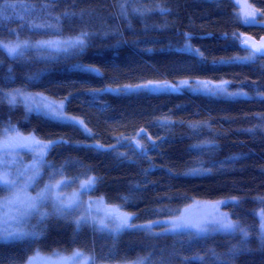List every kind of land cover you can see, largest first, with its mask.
I'll return each mask as SVG.
<instances>
[{
    "label": "trees",
    "instance_id": "obj_1",
    "mask_svg": "<svg viewBox=\"0 0 264 264\" xmlns=\"http://www.w3.org/2000/svg\"><path fill=\"white\" fill-rule=\"evenodd\" d=\"M246 1L255 9L264 8V3L257 0ZM9 2L17 3V0ZM20 2L33 3L36 8L15 7L7 15L25 17L36 23H53L48 12L55 17L66 10L95 11L84 14V23L79 17L63 20V35L56 34L54 29L48 30V34L40 30L33 35L22 29L18 20L11 19L0 25V40L14 41L16 37L10 34L13 29L22 33L21 39L33 41L74 36L84 27L98 34L119 31L95 36L83 54L61 53L51 59H41L30 50L27 60H14L0 51V88L21 89L63 100L65 112L82 120L94 139L79 128L46 120L35 112L25 118L22 104L12 108L7 102L0 103V125L11 122L20 134H35L44 142L59 138L69 141L48 153L49 162L57 166L69 158L82 162L87 167L65 169V177L81 174V180L87 178L83 173L90 167L88 175L101 178L90 195L135 217L131 223L141 225L175 218L196 200L212 202L236 197L240 199L239 205L225 206V209L247 229L249 237L245 242L239 233H213L189 247L182 246L172 233L154 236L140 229L126 230L115 238L107 232H93L91 228L76 233L71 220L50 217L47 231L37 244L31 247L25 242L0 245L3 264H9L10 256L17 258L15 264H25L37 249L46 253L81 250L95 256L96 263L109 264L141 257L148 258L146 264H159L162 256L169 264H181L174 252L204 256L208 249H213L228 264H264V247L258 235L260 219L253 214L264 210V203L258 199L264 198V99L256 95L257 92L264 94V58H257L253 63L226 62L249 53L222 38L224 33L259 38L264 35V27L242 26L232 16L238 9L228 4L218 6L212 0H136L126 5L129 9L126 18L121 15L120 0L62 2L48 12L40 7V0ZM157 4L171 11L165 14L152 11L146 15L131 11L132 8L154 9ZM184 33L191 35L190 41H185ZM185 43L199 49L206 62L185 51ZM78 64L95 66L101 75L77 70ZM9 69L12 80H7ZM182 79L227 81L229 89L245 91L249 96L225 98L189 91L140 90L127 94L89 91ZM165 119L172 123L163 124ZM142 129L159 144L157 150L149 151L147 159L132 145L118 143L122 137L134 138L150 148L148 140L139 134ZM161 138L165 139L161 141ZM97 143L116 148L102 151L86 147ZM200 144L207 146L203 150L192 147ZM118 153L126 154L127 158ZM24 157L25 162L32 159L31 154ZM201 162L212 169L211 174L182 175ZM47 182L45 177L44 183ZM155 232L163 233L164 229L158 226ZM233 247L239 251L230 255L229 249Z\"/></svg>",
    "mask_w": 264,
    "mask_h": 264
},
{
    "label": "snow or ice",
    "instance_id": "obj_2",
    "mask_svg": "<svg viewBox=\"0 0 264 264\" xmlns=\"http://www.w3.org/2000/svg\"><path fill=\"white\" fill-rule=\"evenodd\" d=\"M62 2L75 4L76 0H40V7L45 12H48L53 5ZM81 2H84V0H81ZM135 2L136 0H120V11L123 17L126 18L128 15L129 9L126 5ZM212 2L218 6L228 4L234 9H239V11H233L232 16L238 19L242 26L264 27V23H261V21L257 19V16L264 19V8L252 9L247 5L241 7L240 0H212ZM257 3H264V0H257ZM21 6L29 9L36 8V5L33 3L21 4L20 0H17V3H10L9 0H3V3H0V25L11 19H16L20 22L22 29L33 35L39 34L40 30H44V34H48V30L53 29L56 34L63 35L61 29L63 20L70 21L73 17H79L81 23H84V14L86 12L91 14L95 11L94 9H82L78 13L76 11L66 10L55 17H51V13L48 12L49 17L54 21L53 23H36L34 20L25 19V17H10L7 15V12L12 8ZM131 11L134 14L146 15L152 11L165 14L170 12L171 9L161 7L157 4L154 9L132 8ZM118 31L117 29L116 33L103 32L98 34L88 31L87 28L84 27L79 29L76 35L68 36L60 40L33 41L30 38L21 39L22 33L13 29L10 30V34L14 35L16 39L8 42L0 40V51H3L14 60H27L30 50L34 51L36 57L41 59H51L61 53L83 54L90 46L91 40L95 36L118 34ZM183 35L185 41L191 40V35L189 33H184ZM222 38L231 40L234 44H238L242 50L249 53V55L244 57H232L226 62L253 63L257 58H264V41L256 45L251 42L250 38H243L239 33H232L231 36H229L228 33H224ZM184 50L192 53L194 57H199L202 62H206L203 53L200 52L199 49L192 47L190 43H185ZM75 67L77 70L86 73L101 75L100 70L92 65L78 64ZM12 79L11 69H9L7 80ZM228 83L229 82L224 81L220 85H210L207 81L183 80L176 84L148 81L145 84L125 85L118 88L90 89L89 91L95 94L104 92L127 94L140 90L152 93H178L183 89H188L208 96L247 97L249 95L245 92H228ZM256 95L264 99V94L257 92ZM65 101L70 102L68 97H65ZM3 102H7L12 108L20 104L24 105L25 118H27L29 114L35 112L38 117L79 128L87 136L93 139L95 138L94 134L91 133L90 129L87 128L82 120L66 115L64 111V102L56 103L55 101H49L47 97L40 94H26L21 89L5 92L3 88H0V103ZM162 123L167 125L172 123V121L165 119ZM191 126L197 127V125ZM247 131L253 132L254 129H248ZM139 134L143 135V137L148 140V144L151 147L149 148L148 146L141 145L139 142H136L132 146L143 158L147 159L149 151L157 150L159 144L148 137L146 130L142 129ZM0 136L3 137V139L0 140V193H7L6 195L0 194V245L25 242L31 247L37 244L47 231V221L50 217L64 220L72 219L76 233H79L84 228H91L93 232H107L115 238L126 230L140 229L154 236L172 233L177 237L182 246L188 245L189 247H191L193 243H198L200 240L206 239L213 233H239L244 238L245 242L248 240L249 233L247 229L242 226L240 221H233L228 214L221 213L218 210V205L220 204L225 206L239 205V198L233 197L218 201L212 205V211L204 212L196 216L181 213L169 221L156 220L147 224L137 225L130 222L135 218L133 216L116 210H109L101 213L100 209H93L92 205L95 202L85 201L83 199L90 191L96 189L97 184L101 180L100 177L88 175V172L91 171L90 167L83 173L87 178L81 180V174L65 177V169L69 167H87L84 166L82 162L73 161L71 158L59 166L49 162L47 159L48 153L59 145L69 144V141L59 138L44 142L38 139L35 134L25 136L20 134L11 122H9L7 126L0 125ZM164 139L165 138H161V141ZM122 142L131 144V141H128L126 137H122L118 140V143ZM206 146L207 144H200L193 145L192 147L194 149L203 150ZM86 147L96 148L102 151H114L116 148L115 145L106 148L105 145L99 143L86 145ZM21 150L32 154L33 162L31 164L23 165V161L19 159L18 155ZM118 156L125 159L127 158L124 153H118ZM168 171L171 172V169ZM211 172L212 169L204 167L201 162L200 166L192 167L188 169V171L182 173V175L202 176L211 174ZM45 177H47V183H44ZM58 177H63V179H58ZM41 185L43 186L41 187ZM72 185H77L78 191L70 195L62 191ZM30 188L35 191L36 194L34 196L29 193ZM258 199L261 203H264V198ZM46 208L49 210L45 211ZM253 214L257 215L260 219V230L258 235L260 244L264 247V210ZM101 215H103V218H100ZM33 219H35V223H31ZM156 225H164V232L156 233L154 231ZM238 251L239 249L233 247L229 249V254L234 255ZM173 255L180 259L181 264H191L193 261L197 262V264H209V261H213L214 264H228V262L224 261L213 249H208L207 254L204 256L199 253H196L194 256H183L179 252H174ZM52 256L56 257V259L41 256L39 249H37L34 256L27 258L26 264H89L90 260L92 264H96L95 256L89 257L79 250L74 251L70 256H65L58 251H54ZM8 259L9 264H15L17 258L10 256ZM0 264H3V257H0ZM137 264H144V261H137ZM159 264H169V261L162 256L159 260Z\"/></svg>",
    "mask_w": 264,
    "mask_h": 264
},
{
    "label": "rangeland",
    "instance_id": "obj_3",
    "mask_svg": "<svg viewBox=\"0 0 264 264\" xmlns=\"http://www.w3.org/2000/svg\"><path fill=\"white\" fill-rule=\"evenodd\" d=\"M245 5H247V6H249L250 8H252V9H255V8H253L246 0H240V6L241 7H243V6H245ZM238 11H239V9H238ZM257 19L258 20H260V17L259 16H257ZM261 23H264V21H262ZM60 39H63V38H53V39H48V40H60ZM249 55V54H248ZM183 80H189V81H207V82H209L210 83V85H220L223 81H220V82H216V81H210V80H204V79H182V80H179V81H175V82H168V83H173V84H176V83H178V82H180V81H183ZM15 89H12V90H9V91H5V92H12V91H14ZM24 91V90H23ZM181 91H189V92H192V93H198V92H193V91H190V90H188V89H183V90H181ZM227 91L228 92H245V91H242V90H231V89H229V87H228V84H227ZM26 94H32V95H35V94H38V93H32V92H27V91H24ZM245 93H247V92H245ZM40 95H42V94H40ZM42 96H44V95H42ZM249 96V95H248ZM247 96V97H248ZM44 97H47V96H44ZM217 97H225V98H240V97H227V96H217ZM47 99L49 100V101H55L56 103H61V102H64L63 100H56V99H52V98H49V97H47ZM64 104H65V102H64ZM64 111H65V107H64ZM66 113V115H68V116H70L67 112H65ZM72 117V116H71ZM3 139V137L2 136H0V140H2ZM136 139H134V138H130V139H128V141H131V144L130 143H128V142H122V143H120L119 144V146H121V145H133V143H134V141H135ZM137 142V140L135 141V143ZM117 148H118V146H117ZM26 154H31V153H28V152H26V151H24V150H21L20 152H19V159H21L22 161H23V165H29V164H31L32 162H33V159H31V161H27V162H25V155ZM32 155V154H31ZM22 165V166H23ZM61 179H63V178H61ZM43 186V185H42ZM41 186V187H42ZM64 193H66V194H71V193H73V192H76V191H78V186L77 185H72V186H70V187H68V188H65V189H63L62 190ZM29 193L31 194V195H35L36 193H35V191L33 190V189H29ZM7 194V193H6ZM5 194V195H6ZM83 199L85 200V201H93V202H95V203H93V205H92V207H93V209H100L101 210V213H103V212H107V211H109V210H116V211H119V212H121V213H124V212H122L120 209H118V208H116V207H110V206H108V205H106L105 204V202H104V200L102 199V198H100V197H94V196H92V195H90V192L88 193V195L87 196H85V197H83ZM216 202H218V201H204V200H196V201H194L192 204H190L189 206H187V207H185L183 210H182V212L181 213H183V214H186V215H192V216H196V215H199V214H202V213H204V212H209V211H212V205L213 204H215ZM49 209H45V211H48ZM218 210H219V212H221V213H226V214H228L230 217H231V219L233 220V221H235L233 218H232V216L230 215V213L227 211V209H225V205H223V204H220V205H218ZM125 214V213H124ZM100 218H103V215H101V217ZM171 219H174V218H171ZM171 219H167V220H160V221H169V220H171ZM69 220H71L72 221V219H69ZM31 223H35V219H33L32 220V222ZM161 227V228H163L164 229V225H156L155 226V228H154V231L156 230V227ZM40 251V250H39ZM54 251H58V252H60L62 255H65V256H70L74 251H76V250H74V251H72V252H67V251H61V250H54ZM54 251H52V252H43V251H40V254H41V256H43V257H51L52 259H56V257H53L52 256V253L54 252ZM79 251H81V250H79ZM36 252V251H35ZM81 252H83V253H85V255H87V256H89V257H91L92 255L91 254H89V253H86V252H84V251H81ZM35 255V253L32 255V256H34ZM31 256V257H32ZM140 260H143L144 261V264H146V259L145 258H138V259H136V260H133V261H125V262H117V263H112V264H137V261H140ZM26 264V263H25ZM89 264H92V262H91V260L89 261ZM96 264H109V263H96Z\"/></svg>",
    "mask_w": 264,
    "mask_h": 264
},
{
    "label": "water",
    "instance_id": "obj_4",
    "mask_svg": "<svg viewBox=\"0 0 264 264\" xmlns=\"http://www.w3.org/2000/svg\"><path fill=\"white\" fill-rule=\"evenodd\" d=\"M245 38H250L251 42L254 43V44H256V45H259L262 41H264V35H262L259 38H256L254 36L247 35Z\"/></svg>",
    "mask_w": 264,
    "mask_h": 264
}]
</instances>
